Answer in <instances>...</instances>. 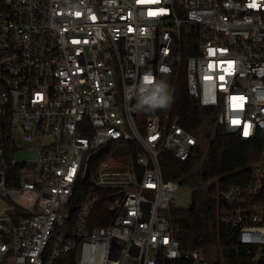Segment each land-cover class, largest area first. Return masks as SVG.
<instances>
[{
  "label": "built area",
  "instance_id": "2783aa9c",
  "mask_svg": "<svg viewBox=\"0 0 264 264\" xmlns=\"http://www.w3.org/2000/svg\"><path fill=\"white\" fill-rule=\"evenodd\" d=\"M183 65L227 133L262 141L219 211L264 258V0H0V264H210L175 237L161 166L198 143L171 112Z\"/></svg>",
  "mask_w": 264,
  "mask_h": 264
},
{
  "label": "trees",
  "instance_id": "16d2710c",
  "mask_svg": "<svg viewBox=\"0 0 264 264\" xmlns=\"http://www.w3.org/2000/svg\"><path fill=\"white\" fill-rule=\"evenodd\" d=\"M185 42L184 54L189 56L194 53L190 48L191 40ZM171 112L179 116L181 123L198 137V143L187 160H179L169 153L162 155L164 178L192 188L189 205L170 210L174 235L180 240L182 250L188 253L197 249L210 264H264L263 257L253 258L256 248L236 241V228L222 223L219 211L222 191L232 184L250 179V166L259 157L262 141L244 140L227 133L218 122V109L203 106L197 98L189 95L184 65L176 79ZM209 181L211 184H207ZM90 185V180L77 183L70 206L78 207ZM98 206V212H106L104 200ZM64 262L68 264L71 260Z\"/></svg>",
  "mask_w": 264,
  "mask_h": 264
},
{
  "label": "rangeland",
  "instance_id": "374dc122",
  "mask_svg": "<svg viewBox=\"0 0 264 264\" xmlns=\"http://www.w3.org/2000/svg\"><path fill=\"white\" fill-rule=\"evenodd\" d=\"M206 188V187H205ZM192 188L188 185H180L177 192L174 193L175 205L178 208L187 207L191 201ZM4 203L0 202V206Z\"/></svg>",
  "mask_w": 264,
  "mask_h": 264
},
{
  "label": "water",
  "instance_id": "95a60500",
  "mask_svg": "<svg viewBox=\"0 0 264 264\" xmlns=\"http://www.w3.org/2000/svg\"><path fill=\"white\" fill-rule=\"evenodd\" d=\"M36 153L37 152L30 153L29 151L24 150V151H17V152H15L14 156L16 158H24V157H27V156H30V155H34ZM190 207H193L192 204H190Z\"/></svg>",
  "mask_w": 264,
  "mask_h": 264
},
{
  "label": "clouds",
  "instance_id": "9594fccd",
  "mask_svg": "<svg viewBox=\"0 0 264 264\" xmlns=\"http://www.w3.org/2000/svg\"><path fill=\"white\" fill-rule=\"evenodd\" d=\"M156 91H162V89L157 88ZM164 103H165L164 99H161V100L159 101V106H164ZM154 106H156V105H154Z\"/></svg>",
  "mask_w": 264,
  "mask_h": 264
},
{
  "label": "snow or ice",
  "instance_id": "6c2138e0",
  "mask_svg": "<svg viewBox=\"0 0 264 264\" xmlns=\"http://www.w3.org/2000/svg\"><path fill=\"white\" fill-rule=\"evenodd\" d=\"M245 134H247V132H245Z\"/></svg>",
  "mask_w": 264,
  "mask_h": 264
}]
</instances>
